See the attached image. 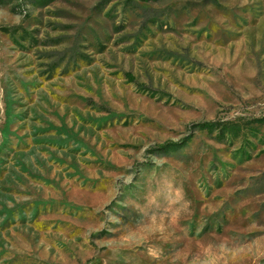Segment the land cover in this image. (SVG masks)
<instances>
[{
    "label": "rangeland",
    "instance_id": "obj_1",
    "mask_svg": "<svg viewBox=\"0 0 264 264\" xmlns=\"http://www.w3.org/2000/svg\"><path fill=\"white\" fill-rule=\"evenodd\" d=\"M44 1L0 0V264H264V0Z\"/></svg>",
    "mask_w": 264,
    "mask_h": 264
},
{
    "label": "trees",
    "instance_id": "obj_2",
    "mask_svg": "<svg viewBox=\"0 0 264 264\" xmlns=\"http://www.w3.org/2000/svg\"><path fill=\"white\" fill-rule=\"evenodd\" d=\"M42 3H45L43 0ZM191 126L196 128H203L206 130L217 129V133L219 136H223L226 132H231L233 128H235V122L233 119H222L218 117H213L209 119L196 120L190 123ZM186 137L181 138L180 140H165L161 143L154 145L153 148L158 149L159 151H166L168 148H173L175 146H179L185 142ZM87 264V263H81Z\"/></svg>",
    "mask_w": 264,
    "mask_h": 264
}]
</instances>
